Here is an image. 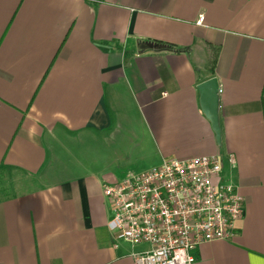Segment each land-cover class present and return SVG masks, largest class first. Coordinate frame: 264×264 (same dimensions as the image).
<instances>
[{"label":"crops","instance_id":"0c3cea01","mask_svg":"<svg viewBox=\"0 0 264 264\" xmlns=\"http://www.w3.org/2000/svg\"><path fill=\"white\" fill-rule=\"evenodd\" d=\"M203 155L244 209L196 264H264V0H0V264H134L103 185Z\"/></svg>","mask_w":264,"mask_h":264},{"label":"built area","instance_id":"2783aa9c","mask_svg":"<svg viewBox=\"0 0 264 264\" xmlns=\"http://www.w3.org/2000/svg\"><path fill=\"white\" fill-rule=\"evenodd\" d=\"M102 192L113 240L148 246L132 254L134 264H196L193 250L232 239L244 209L237 187L222 176L218 155L164 159L104 184Z\"/></svg>","mask_w":264,"mask_h":264},{"label":"water","instance_id":"95a60500","mask_svg":"<svg viewBox=\"0 0 264 264\" xmlns=\"http://www.w3.org/2000/svg\"><path fill=\"white\" fill-rule=\"evenodd\" d=\"M158 45L149 42L147 50L157 49ZM199 92V104L201 111L210 122L212 131L215 135V140L218 145H221V129L219 125V83L216 77H210L203 80L197 85Z\"/></svg>","mask_w":264,"mask_h":264},{"label":"trees","instance_id":"16d2710c","mask_svg":"<svg viewBox=\"0 0 264 264\" xmlns=\"http://www.w3.org/2000/svg\"><path fill=\"white\" fill-rule=\"evenodd\" d=\"M156 45H158V47H161L162 49H169L171 51H179V49L176 48L175 45L170 44V43H162V42L158 41V42H156Z\"/></svg>","mask_w":264,"mask_h":264},{"label":"rangeland","instance_id":"374dc122","mask_svg":"<svg viewBox=\"0 0 264 264\" xmlns=\"http://www.w3.org/2000/svg\"><path fill=\"white\" fill-rule=\"evenodd\" d=\"M9 170H0V184L2 183H8L11 184V182H9L10 177H7V174L9 173ZM7 180V181H6Z\"/></svg>","mask_w":264,"mask_h":264}]
</instances>
